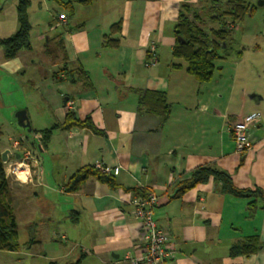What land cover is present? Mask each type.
I'll return each mask as SVG.
<instances>
[{
  "label": "crops",
  "instance_id": "1",
  "mask_svg": "<svg viewBox=\"0 0 264 264\" xmlns=\"http://www.w3.org/2000/svg\"><path fill=\"white\" fill-rule=\"evenodd\" d=\"M70 1L72 13L56 0H29L30 48L5 59L0 46V71L16 76L30 68L29 81L44 104L38 114L48 119L32 123L30 118V138L10 134L0 141V152L14 140L24 147L37 142L29 180L8 181L16 224L18 219L33 226L27 240H18L17 251L38 264H131L128 258L139 255L144 242L129 202L134 194L153 192L159 198L154 218L173 244L167 264H264L262 199L223 193L212 177L179 192L195 168L212 166L227 172L235 187L259 188L264 196V0H259L260 33L247 35L233 25L248 43L232 36V51L202 83L171 54L183 0ZM6 2L10 26L0 38L17 28L18 0ZM256 11L254 6L246 16ZM116 22L120 28L110 32ZM151 46L157 62L147 65ZM34 50L41 52L40 60L28 55ZM63 66L75 81L63 72L54 79ZM79 72L86 78L78 79ZM143 90L165 95L170 111L164 121L138 108ZM69 100L76 117H88L98 132L54 129L40 149L38 132L63 121ZM254 112L260 116L249 129L252 146L237 152L228 128ZM98 163L109 167L106 174L116 187L89 177L77 191L65 190L76 169ZM252 236L258 240L253 253L230 255L232 246Z\"/></svg>",
  "mask_w": 264,
  "mask_h": 264
},
{
  "label": "trees",
  "instance_id": "2",
  "mask_svg": "<svg viewBox=\"0 0 264 264\" xmlns=\"http://www.w3.org/2000/svg\"><path fill=\"white\" fill-rule=\"evenodd\" d=\"M63 4V8L68 13L73 12V3L70 0H56ZM83 4L91 3L93 0H78ZM29 0H18L16 4L17 28L14 33L5 38H0V45L3 48V56L10 59L16 56L20 49L30 48L31 24L28 20ZM254 9L246 0H225L221 5L218 0H198L196 3L183 0L179 3L178 15L173 26L174 44L171 54L185 62V70L198 82L209 81L215 69V61L226 57L232 50L233 28L228 24H236L244 19L248 13ZM215 23L216 26L205 27V22ZM120 28V23L116 22L110 26V32H115ZM239 54V52H237ZM177 67L179 65H173ZM60 72H63L66 79L75 81L71 70H66L65 66L54 72L55 80L61 79ZM79 72L78 79H85L84 73ZM82 75V77H81ZM138 108L141 110L156 112L164 121L170 111V106L166 102L162 92L143 90L140 92ZM71 128H88L93 132H98L88 117L79 119L72 110H68L61 123H55L38 133L39 148L45 147L50 140L54 129L69 130ZM32 133H36L32 131ZM32 142L31 148L37 152ZM38 148V149H39ZM4 163L0 157V251H17L21 245L17 237V224L15 221L8 180L4 175ZM89 177H94L100 182L106 183L111 188L116 187L114 178L110 174L100 172L94 166L86 165L76 169L65 183L67 192L77 191L82 183ZM212 177L220 184L223 193L235 197H258L262 199L264 207V196L259 188L240 189L234 186L229 174L221 169L212 166H198L192 171L191 178L183 182L179 187V192L194 187L198 183H203ZM255 199L248 202L250 211L256 208ZM258 248L256 236L247 238L243 244L234 245L230 248V255L250 254Z\"/></svg>",
  "mask_w": 264,
  "mask_h": 264
},
{
  "label": "rangeland",
  "instance_id": "3",
  "mask_svg": "<svg viewBox=\"0 0 264 264\" xmlns=\"http://www.w3.org/2000/svg\"><path fill=\"white\" fill-rule=\"evenodd\" d=\"M7 0H0V9L4 4L3 10L0 11V33L1 35H5V33L9 28L11 11L8 9L9 3ZM209 2L211 0H208ZM225 0H218V3L221 5ZM252 4L256 8V13H253L251 17L245 16L244 19L237 23V26L240 27L241 30H244L245 34H249L254 32L255 34H259L260 26L262 22L263 16L261 13L263 9L259 7V0H250ZM216 26L215 23L206 21L205 27ZM229 28H233V24H228ZM241 30L235 31L232 33V36L239 37L243 39L241 43L246 45L248 42L245 36H241ZM13 31V30H11ZM13 33V32H11ZM1 37V36H0ZM1 46V45H0ZM30 58L38 59L41 58L40 51H32L28 54ZM218 61H215V65ZM40 72L44 70V68L40 67ZM32 71L30 68L26 71L25 74H18L16 76H7V74L0 71V141L2 142L8 135H13L15 138H19V134L28 136L30 138L29 132L25 131V128L20 127L17 124L16 113L20 110H25L28 116V119H32V123L35 121L40 123H44L43 121H47L48 119H43V116H39L38 112L40 110V106H44L42 101H39V93L36 91V83H32L29 81L31 79ZM36 71H33L35 75ZM38 96V97H37ZM39 101V102H38ZM37 104V105H36ZM17 107V108H16ZM19 107V108H18ZM26 107V108H25ZM46 108V107H44ZM30 122V121H29ZM33 134V133H32ZM6 164H4V167ZM8 181L10 182H19L12 178V175L9 174ZM31 226V227H29ZM17 227H18V240L22 243V241L27 240L33 231V226L26 224L22 220L17 219ZM29 227V228H28ZM31 228V230H30ZM24 250V249H22ZM33 250V248H32ZM25 251H0V264H38L39 259H35L33 257L27 256ZM37 260V261H36ZM41 264V263H40ZM44 264V262H43Z\"/></svg>",
  "mask_w": 264,
  "mask_h": 264
},
{
  "label": "built area",
  "instance_id": "4",
  "mask_svg": "<svg viewBox=\"0 0 264 264\" xmlns=\"http://www.w3.org/2000/svg\"><path fill=\"white\" fill-rule=\"evenodd\" d=\"M58 18L65 19V14H58ZM157 62V56L154 47L150 48V57L147 65H154ZM66 106L71 110L74 106L72 100L67 101ZM260 116L259 112H254L244 116L240 120L234 121L228 128L237 152L245 151L251 148L252 142L249 137V129ZM10 153L13 157L7 160L6 166L3 168L5 178L8 180L10 175L17 181L29 180L30 164L36 163L34 151L31 147H24L19 140H14L10 147ZM15 153L19 157H15ZM94 167L100 172L108 173L109 167L103 166L101 163L95 164ZM159 202L158 196L153 192L143 195L134 194L130 199L133 216L139 221L141 227L142 239L144 242L141 253L134 257H129L131 264H167L173 253V244L167 233L158 225L154 218V208Z\"/></svg>",
  "mask_w": 264,
  "mask_h": 264
},
{
  "label": "water",
  "instance_id": "5",
  "mask_svg": "<svg viewBox=\"0 0 264 264\" xmlns=\"http://www.w3.org/2000/svg\"><path fill=\"white\" fill-rule=\"evenodd\" d=\"M262 3L259 2V4ZM66 99V98H65ZM16 120H17V124L22 127V128H26L28 132L31 131V125L27 116V113L25 110H20L16 113ZM39 147V146H38ZM10 153L9 149H5L3 151L0 152V157H1V161L3 163L7 162V155ZM15 157L18 158L19 154L15 153Z\"/></svg>",
  "mask_w": 264,
  "mask_h": 264
}]
</instances>
